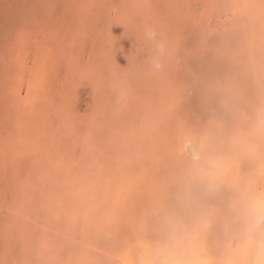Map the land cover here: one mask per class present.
<instances>
[{
  "label": "rangeland",
  "instance_id": "374dc122",
  "mask_svg": "<svg viewBox=\"0 0 264 264\" xmlns=\"http://www.w3.org/2000/svg\"><path fill=\"white\" fill-rule=\"evenodd\" d=\"M261 181L264 0H0V264H229Z\"/></svg>",
  "mask_w": 264,
  "mask_h": 264
},
{
  "label": "bare ground",
  "instance_id": "6f19581e",
  "mask_svg": "<svg viewBox=\"0 0 264 264\" xmlns=\"http://www.w3.org/2000/svg\"><path fill=\"white\" fill-rule=\"evenodd\" d=\"M188 149V148H187ZM186 153H188L192 158L197 159L199 157H201V153L198 149L193 148V150H185ZM259 177V176H258ZM261 177V176H260ZM257 178V177H256ZM260 179V178H257ZM263 179V178H262ZM261 179V180H262ZM257 181V180H256ZM255 181V182H256ZM258 182V181H257ZM259 183V182H258ZM256 184V183H255ZM261 186L263 188V194L261 195V198L258 199V202L253 206V208L247 213L245 214V218L244 220H246V222L244 223V225H241V227H235V230L232 228V230H234L235 232H231L230 234H226L222 232L221 236H222V240L220 239V241H222V248L224 251H222L223 257L225 258L224 260H227V262H230L231 264H260V260H261V255L262 253H264V219H258V213L256 211V207L257 204L261 201H264V182L261 181ZM236 185V184H235ZM233 186V185H231ZM239 186V185H238ZM236 185V187H238ZM235 188V187H234ZM233 188V189H234ZM259 188V187H257ZM256 189V188H255ZM261 189V188H260ZM259 189V190H260ZM225 191V190H224ZM238 191V190H237ZM256 191V190H255ZM254 191V192H255ZM261 191V190H260ZM228 192V191H226ZM239 192V191H238ZM237 192V193H238ZM257 193V192H255ZM240 194V193H239ZM231 196V195H230ZM237 196V195H236ZM238 197V196H237ZM241 197V196H240ZM248 198V196L246 197ZM257 198V196L255 197ZM239 199V197H238ZM226 200V199H224ZM241 200V199H240ZM248 200V199H247ZM254 199H252L253 201ZM222 201V200H221ZM234 202V201H232ZM228 203V202H227ZM226 203V204H227ZM245 203H243L244 205ZM254 204V203H253ZM225 205V204H224ZM246 205V204H245ZM230 206H232L230 204ZM225 207V206H224ZM247 207V206H246ZM236 208V206H235ZM230 209V208H227ZM241 209V208H240ZM245 209V208H244ZM248 209V208H247ZM220 213V212H219ZM223 213V212H222ZM211 216V215H210ZM242 217V216H241ZM244 217V215H243ZM216 218V217H215ZM214 218V219H215ZM237 218H234V220ZM243 220V221H244ZM216 222V220H215ZM242 222V221H241ZM202 223V222H201ZM219 224V223H217ZM216 224V225H217ZM232 224V223H231ZM237 224V221H236ZM211 225V224H209ZM233 225V224H232ZM225 227V226H224ZM218 228V227H217ZM220 228V227H219ZM229 229V228H227ZM221 230V229H220ZM230 231V230H229ZM218 232V231H217ZM228 233V232H227ZM218 235V234H217ZM220 236V237H221ZM210 237V236H209ZM217 237V236H216ZM219 237V238H220ZM211 238V237H210ZM216 239V238H215ZM217 240H219L217 238ZM259 242V248L254 250V244H256V241ZM255 241V243L253 244V242ZM213 242V241H212ZM216 243V242H215ZM206 244V243H205ZM217 244V243H216ZM215 244V245H216ZM257 246V245H256ZM183 247V246H181ZM220 247V246H219ZM185 249V248H184ZM220 249V248H219ZM182 250V248H181ZM221 250V249H220ZM210 251V250H209ZM215 252V251H214ZM210 253V252H208ZM220 253V252H219ZM213 254V253H211ZM210 254V255H211ZM221 254V253H220ZM219 254V255H220ZM201 255V254H200ZM218 256V255H216ZM215 257V256H214ZM213 257V258H214ZM211 258V256H210ZM124 259V258H123ZM126 259V258H125ZM127 260V259H126ZM223 260V259H222ZM223 260V261H224ZM164 261V260H163ZM193 261V260H192ZM215 261V260H214ZM165 262V261H164ZM219 262V261H218ZM157 263V262H156ZM154 263V264H156ZM229 263V264H230ZM144 264V263H143ZM145 264H153V263H145ZM162 264V263H161ZM208 264V263H207ZM224 264V262H223Z\"/></svg>",
  "mask_w": 264,
  "mask_h": 264
},
{
  "label": "clouds",
  "instance_id": "9594fccd",
  "mask_svg": "<svg viewBox=\"0 0 264 264\" xmlns=\"http://www.w3.org/2000/svg\"><path fill=\"white\" fill-rule=\"evenodd\" d=\"M145 37L147 40L155 43L158 56L153 58L152 66L155 70L160 71L162 70L163 65L160 62L159 57L163 56L165 51V45L162 42L158 41L157 33L152 29L146 30ZM256 211L258 213V219H264V201H261L257 204ZM260 264H264V253H262L261 255Z\"/></svg>",
  "mask_w": 264,
  "mask_h": 264
}]
</instances>
